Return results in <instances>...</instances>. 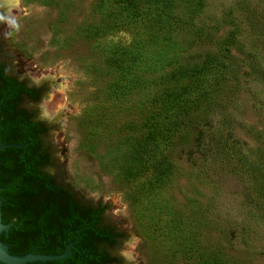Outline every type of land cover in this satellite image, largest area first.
<instances>
[{"label":"rangeland","instance_id":"rangeland-1","mask_svg":"<svg viewBox=\"0 0 264 264\" xmlns=\"http://www.w3.org/2000/svg\"><path fill=\"white\" fill-rule=\"evenodd\" d=\"M154 1L0 2V61L62 77L60 176L129 232L125 264H264V0Z\"/></svg>","mask_w":264,"mask_h":264},{"label":"flooded vegetation","instance_id":"flooded-vegetation-1","mask_svg":"<svg viewBox=\"0 0 264 264\" xmlns=\"http://www.w3.org/2000/svg\"><path fill=\"white\" fill-rule=\"evenodd\" d=\"M7 14L0 4V12ZM20 78L0 61V241L10 254L59 255L25 264H125L126 230L108 219L106 204L88 200L60 176L54 133L62 118L46 105L58 77ZM0 264H10L0 261Z\"/></svg>","mask_w":264,"mask_h":264},{"label":"trees","instance_id":"trees-1","mask_svg":"<svg viewBox=\"0 0 264 264\" xmlns=\"http://www.w3.org/2000/svg\"><path fill=\"white\" fill-rule=\"evenodd\" d=\"M169 2H170V0H160L158 2L154 1L153 2V3H155L154 4L155 5V9L154 10L157 11L158 14L162 13V12H165V14H168L167 7L169 6ZM153 3H152V5H153ZM125 9H128V7H125ZM120 10L123 12L124 11V6ZM138 13H139V9H136L134 14L137 15ZM254 20H256L255 16L253 18V24H258L259 23V31L264 34V25L260 24L259 20H257V22H254ZM193 78L194 77H190L189 79L183 81L182 84H180V85L185 84V86H182L181 90H178V88H173L172 91L169 94H167L166 99H165V104H167L169 106H173V105H176L177 103H179L180 101H184L185 99H187L186 102L187 101H192L194 99V98H191V94L193 92L192 89H194L193 81H195V83H196L197 80H198V79L194 80ZM199 97H200V99L197 98L199 102L201 101V103L202 102L204 103V102L207 101L206 100L207 97H204V95L199 96ZM210 102H212V101H210ZM205 113L211 114L212 112L206 110ZM192 114L193 113H189L187 116H192ZM182 118H185V116H183ZM198 132H199V134L200 133L202 134L204 132V130L202 128H198Z\"/></svg>","mask_w":264,"mask_h":264},{"label":"water","instance_id":"water-1","mask_svg":"<svg viewBox=\"0 0 264 264\" xmlns=\"http://www.w3.org/2000/svg\"><path fill=\"white\" fill-rule=\"evenodd\" d=\"M15 144H0V148L14 146ZM1 197H0V234L8 228L2 221V210H1ZM70 254V247L59 255H34L31 252L26 254H10L8 246L0 241V261L10 264H25L27 261H38L39 259L45 261L47 259H64Z\"/></svg>","mask_w":264,"mask_h":264},{"label":"bare ground","instance_id":"bare-ground-1","mask_svg":"<svg viewBox=\"0 0 264 264\" xmlns=\"http://www.w3.org/2000/svg\"><path fill=\"white\" fill-rule=\"evenodd\" d=\"M11 1V2H10ZM1 3H4L6 5H9V13H11L13 11V9H15L14 7H18V0H0ZM14 4V7L11 6ZM5 6V5H4ZM54 74H52L53 76ZM54 77V76H53ZM65 85H57V87L54 89L53 93H52V97L50 98V100H54L55 97L58 94H63V89H64ZM52 101H50L47 105H46V111H48L50 114H52L53 117H57L59 115H61V113L63 112V109H65V105H66V101L62 100L61 97L57 96V101H54L55 103H52ZM56 106V107H55ZM67 109V108H66ZM62 111V112H61ZM136 242L135 241H130L128 243V249L126 250V255H128V261H131L132 259L135 258V253L133 251V248L135 246Z\"/></svg>","mask_w":264,"mask_h":264}]
</instances>
